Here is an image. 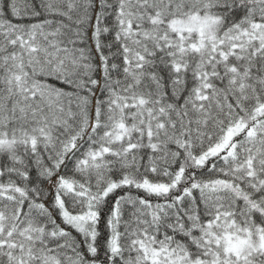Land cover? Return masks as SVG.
Masks as SVG:
<instances>
[{
    "label": "snow or ice",
    "instance_id": "snow-or-ice-1",
    "mask_svg": "<svg viewBox=\"0 0 264 264\" xmlns=\"http://www.w3.org/2000/svg\"><path fill=\"white\" fill-rule=\"evenodd\" d=\"M0 264H264V0H0Z\"/></svg>",
    "mask_w": 264,
    "mask_h": 264
}]
</instances>
